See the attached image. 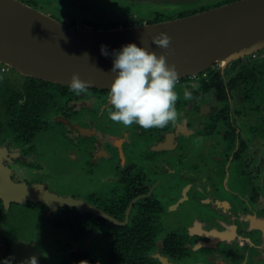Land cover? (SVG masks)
Listing matches in <instances>:
<instances>
[{
	"label": "flooded vegetation",
	"instance_id": "obj_1",
	"mask_svg": "<svg viewBox=\"0 0 264 264\" xmlns=\"http://www.w3.org/2000/svg\"><path fill=\"white\" fill-rule=\"evenodd\" d=\"M20 1L69 27L82 19L107 29L239 0H161L136 10L128 2ZM79 4L85 13L77 11ZM81 14L97 15L99 22ZM176 90L174 125L124 127L108 117L110 88L76 95L69 86L23 75L0 61V165L6 176L81 199L114 219L75 205L0 195V264H30L33 257L37 264H101L91 257L93 239L104 246V264H264V48L179 77ZM45 133L68 144L70 159L90 158L83 167L87 176L103 172L101 181L115 187L94 200L52 190L35 176L43 171L37 147ZM171 174L176 177L167 187ZM13 209L28 216L24 235L4 224ZM193 252L196 260L187 261Z\"/></svg>",
	"mask_w": 264,
	"mask_h": 264
},
{
	"label": "water",
	"instance_id": "obj_2",
	"mask_svg": "<svg viewBox=\"0 0 264 264\" xmlns=\"http://www.w3.org/2000/svg\"><path fill=\"white\" fill-rule=\"evenodd\" d=\"M87 17L99 22L94 14ZM161 32L171 37L167 51L152 42ZM130 43L157 55L164 53L179 77L215 63L226 65L264 48V0H239L161 22L93 30L66 26L20 0H0V61L26 76L69 86L72 75L78 73L92 87L110 88L114 53ZM102 45L107 56L101 54ZM0 175V195L9 200L75 205L114 221L81 199L59 196L43 185L14 183L2 165Z\"/></svg>",
	"mask_w": 264,
	"mask_h": 264
},
{
	"label": "clouds",
	"instance_id": "obj_3",
	"mask_svg": "<svg viewBox=\"0 0 264 264\" xmlns=\"http://www.w3.org/2000/svg\"><path fill=\"white\" fill-rule=\"evenodd\" d=\"M153 44L167 51L171 37L164 32L153 36ZM101 54L109 53L101 46ZM110 85L108 117L111 121L130 127L137 124L144 129L165 128L175 124L179 118L176 108L179 94L176 90L179 74L175 65H169L164 53L157 55L145 47L130 43L114 53ZM198 85H192L193 88ZM92 87L90 81L74 73L69 83L70 91L76 95L86 93ZM183 97L189 100L192 93L184 88ZM30 264H37L33 257Z\"/></svg>",
	"mask_w": 264,
	"mask_h": 264
},
{
	"label": "rangeland",
	"instance_id": "obj_4",
	"mask_svg": "<svg viewBox=\"0 0 264 264\" xmlns=\"http://www.w3.org/2000/svg\"><path fill=\"white\" fill-rule=\"evenodd\" d=\"M158 1L161 0H97L96 3H98L101 6L116 3L118 5L122 4L121 2H125L133 6V8L136 10V6H150L153 4H158ZM166 1V3H179V1L183 0H162ZM76 6V4H75ZM80 6V4H79ZM77 6L80 8L79 10L76 9V7H73V10L79 11V13H82L84 11V8L82 6ZM82 11V12H81ZM134 12V10H133ZM83 18L87 17V14H81ZM72 16V15H71ZM73 17V16H72ZM96 17H98L96 15ZM89 18V17H87ZM82 23L85 22V20H76L74 23ZM8 76V75H7ZM10 77H12L10 75ZM56 128V127H55ZM54 128V129H55ZM38 147H37V154L39 157H42V169L43 171L40 172V174H35L36 177L39 179H42L47 182V184L50 186V188L54 191L59 192L63 195H74L79 197H84L86 199H93V198H100L104 193H108L110 188L115 187L114 184L101 181L100 178H103V172H98L93 176H87L86 173H84L83 170H85L83 167L86 166V161L90 160L87 156H84V159L78 158L77 160L70 159L69 157V150L68 144L62 142L61 144L56 143L53 141V139H56L55 137H51L50 134H43L38 138ZM40 163V162H39ZM102 163V164H101ZM100 164L105 165L106 162L102 161ZM99 164V165H100ZM145 171L147 168H145V165L143 166ZM148 171V170H147ZM145 172L148 173L149 172ZM29 179L34 177V172L30 171L29 174H26ZM175 174L166 175V179L164 181L168 180L165 183V186L169 187V181H171L172 177ZM176 177V175H175ZM163 186V185H162ZM160 186V187H162ZM163 192V191H162ZM161 193V192H160ZM94 200V199H93ZM22 210H16L13 209L10 213H7L4 216V223L6 225V228L9 229V231H15L18 235H24V231L26 230V216L25 214H21ZM175 223H173L174 225ZM163 229L168 230V225L162 226ZM92 241V252L93 254L91 257H93L95 260H97L98 263L104 264L106 261V256L104 255V246L102 247L100 244V241ZM195 253H191L187 255L186 257L189 258L187 261L193 262L192 259H195L194 257ZM191 257V258H190ZM196 260V259H195Z\"/></svg>",
	"mask_w": 264,
	"mask_h": 264
},
{
	"label": "built area",
	"instance_id": "obj_5",
	"mask_svg": "<svg viewBox=\"0 0 264 264\" xmlns=\"http://www.w3.org/2000/svg\"><path fill=\"white\" fill-rule=\"evenodd\" d=\"M74 27L78 29L93 30L96 28V24L91 21H85L82 23H77Z\"/></svg>",
	"mask_w": 264,
	"mask_h": 264
},
{
	"label": "trees",
	"instance_id": "obj_6",
	"mask_svg": "<svg viewBox=\"0 0 264 264\" xmlns=\"http://www.w3.org/2000/svg\"><path fill=\"white\" fill-rule=\"evenodd\" d=\"M96 24V23H95ZM97 26V25H96Z\"/></svg>",
	"mask_w": 264,
	"mask_h": 264
}]
</instances>
